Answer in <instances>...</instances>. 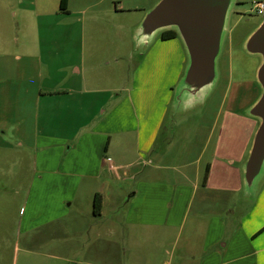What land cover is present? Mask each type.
Here are the masks:
<instances>
[{
  "label": "rangeland",
  "instance_id": "rangeland-1",
  "mask_svg": "<svg viewBox=\"0 0 264 264\" xmlns=\"http://www.w3.org/2000/svg\"><path fill=\"white\" fill-rule=\"evenodd\" d=\"M159 1L69 0L68 11L63 12L60 0H0L1 39L18 37L22 41L39 37L41 50L47 54L44 55V66L38 65L40 59L26 57V68L22 72L8 74L7 77L0 75V264H16V247L22 245L19 235L22 209L25 212L24 225L30 217L40 218L38 223L34 220V224L40 225L36 234L42 238L43 251L65 257L55 264H164V261L169 264H201L200 259H192L194 253L187 246L196 211H203L205 216L199 219L204 222L203 229H206L211 217L218 221L219 217L225 216L227 209V225L231 226L227 233V261H231L227 264H255L256 255L238 261L233 258L262 247L264 235L259 236L256 245L252 246L251 240L246 237V244L234 246L237 244L235 240H239L234 233L235 220L238 214H248L250 220L255 216L264 217V178L255 197L244 196L242 190L240 200L233 204L234 201L228 197L227 202L220 200L224 194L219 196V200L212 201L216 193L211 192L208 194L210 202L198 204L197 198L186 217L184 213L191 187L186 179H182V187L174 182H180L181 173L194 180L198 167L203 178L209 161H213L212 153L230 146L238 151L242 138L249 134L253 142L259 123L247 115L246 110L261 94L256 77L261 57L248 53L244 42L264 19L254 11V5L259 0H234L218 58L216 84L206 103L178 112L172 106L174 89L188 63L181 39L179 43L186 59L182 68L176 59L178 54L171 50L173 44L170 48L164 45L166 48L160 49L163 53H169L164 64L168 70L165 69L160 80L164 83L166 76L170 84L168 88L163 87L158 92L154 87L156 83H151L148 85L151 87L149 91H133V69L161 39L159 35L148 48H141L135 39V29ZM94 17L98 18L97 21ZM91 34L96 36L94 54L97 55L98 65L95 69L89 67L83 76L89 89L99 91L98 95H87L88 106L82 122L85 120L88 124L78 132L80 136L76 139L73 136L79 124L70 122L69 116L62 113L65 108L55 106L52 101L39 104L38 95L41 88L46 90L50 86L63 85L67 71L62 72L59 66L64 61L71 65L79 63L77 38L85 36L86 42H89ZM65 36L73 37L68 50H64L62 44ZM2 45L0 41V47ZM116 46L119 52H116ZM20 52L13 46L12 55ZM50 53H54V56L48 55ZM86 58L90 60V56ZM156 65V59L154 62L149 59L145 68ZM81 77L73 75V84ZM118 95L121 98L116 101ZM129 95L136 100L144 98L146 102L156 100L162 104L159 110L165 117V124L161 125L153 152H166L161 162L165 168L153 174L169 182L167 185L171 188L166 203L161 206V219L175 224L168 227L170 233L165 236H158V228L144 230L143 227L128 226L126 222L128 218L131 219L130 214H136V209L144 205L152 213L156 211L157 202H131L130 199L134 191L131 176L141 174L139 177L143 178L151 171L144 172L142 162L136 168L108 167L107 159L113 157V153L119 158L122 156L121 146L117 150L114 148L120 145L115 129L125 127L124 134L131 149L139 132V127L136 132L128 127L137 121L133 109L123 102ZM111 96L110 102L106 103ZM165 104L167 106L163 113ZM101 105L104 106L97 114ZM114 109H117L114 116L105 119ZM55 110H60V114H53ZM139 113L142 114L141 111ZM154 113L158 114L156 111ZM110 134L109 154L103 159L104 170L99 171V151L104 153L101 145L103 140L105 143L109 139ZM209 136L212 138L207 140ZM221 136L227 137L219 139ZM74 139L79 144L69 149V141L72 143ZM217 160L213 165L212 178L228 180L231 175ZM244 162L238 164L241 166L242 185ZM84 163L86 165L81 167ZM98 173L100 177L92 176ZM178 191H182V194ZM97 192L105 198L101 216L94 214ZM54 217L56 219L52 223H45ZM250 220L245 224L248 234L255 226V221ZM258 220L257 225L260 223ZM262 228L264 230V226ZM192 246H197L196 242H192ZM262 257L260 264H264ZM41 258L49 259L46 256ZM41 258L36 257L31 264H36ZM46 262L50 264V259ZM38 264H45V261ZM202 264H210V261H203Z\"/></svg>",
  "mask_w": 264,
  "mask_h": 264
},
{
  "label": "crops",
  "instance_id": "crops-1",
  "mask_svg": "<svg viewBox=\"0 0 264 264\" xmlns=\"http://www.w3.org/2000/svg\"><path fill=\"white\" fill-rule=\"evenodd\" d=\"M93 18V17H92ZM97 21V17H94ZM83 26V25H82ZM17 38V39H14ZM95 38L96 36L94 34H91V37L89 36V42H86L85 36H80L77 38V41L79 40V49H80V58L79 63L73 65L66 64L64 61L63 64L59 66V70L67 71L64 80L65 82L63 85L59 86H50L48 89L45 90V88L39 89V95H38V103L41 104L42 101H48V103H51V101L54 103L55 106H61L65 108L62 113L64 115L69 116L70 122H77L78 128L75 132V137L80 136L78 132L85 128L87 126V122L84 120L82 122V117L85 114V108L88 106L87 103V95L90 93L91 95H98L97 92L99 90L96 89H89V86L87 85L86 78L83 76L85 72L90 68L95 69L98 65L97 63V55L94 54V47H96L97 44H95ZM72 36H65L63 37L62 44L64 46V50L69 49V43H72ZM76 39V38H75ZM0 41L3 43V45L0 47V75L1 76H8V74L12 73H19L23 71V69L26 68V57H34L37 59H40V62L38 65L44 66L43 59L44 55H47L44 53L40 46V38L36 37V40L27 39L22 40L18 37L10 38H4ZM180 38H173L169 40L160 39L158 40L148 52L146 56H143L144 60L140 61L138 66L133 69L132 71V78L134 80V87L133 91H149L148 89H151L150 85L151 83L155 84L154 87L158 90V92L162 91L163 87L168 88L170 85L166 79L164 83L160 82L161 77L163 76L164 72H166L165 69L167 67H164V64H166V60L169 57V53H163L160 51V49H165V46H170L173 44L174 48L171 50H174L173 52H176L178 55H176L177 62H179L181 68L185 65V54L182 50V47L180 46ZM91 42V43H90ZM89 47L87 48L86 47ZM165 45V46H164ZM15 46L20 53H15L14 55L11 54V50ZM119 46V42H118ZM35 48H38L37 50ZM170 50V51H171ZM33 51H36L37 53H33ZM116 52H119V48L116 46ZM50 56H54V53L48 54ZM90 56L89 58H86V56ZM119 56V55H118ZM114 58H117L115 56ZM152 60V62L156 59V66H153L151 68H145V63L148 60ZM90 61V66H88V63ZM31 64L29 67H31ZM105 63H102L104 65ZM168 70V69H167ZM182 70V69H181ZM180 72L177 74L179 75ZM73 75L82 76L78 81L75 82V85L73 84ZM72 81V82H71ZM159 82V84H157ZM67 84V85H66ZM86 88V89H84ZM153 90V89H152ZM156 96H158L156 94ZM155 96V97H156ZM90 97V96H89ZM111 98H107L108 100L106 103H109ZM121 97L118 95V98L116 101H118ZM144 99V98H143ZM142 98H139L138 100L134 99L133 97H130V95L124 99V104L128 108L131 107L133 109V115H135V118L137 121L132 122L128 126L130 131L136 132L139 127V132L136 134V142L134 143V148L131 149L129 145L127 144L128 141L125 136L126 129L123 128H117L115 131L117 132L116 135L119 137L118 142L119 146H115L114 148L117 150L118 147L121 146V155L120 158L117 157L116 153H113V157H110L107 159L109 162V168L110 169H116L117 167H137L140 166L141 162L144 166V172L146 170L151 171V174L147 175L146 177H139L141 174H133L131 178L134 179V191L132 192L130 199L131 202H138L139 200L144 201H150V202H157L156 204V211L153 213L145 207V205L140 208L136 209L137 213L134 215H129L131 219H127L126 222L128 226H136V227H143L144 230H151L158 228V236L159 235H167L170 233L168 230V227H174L175 223H168L167 219L163 220L161 219V206L163 203H166V200L168 199L169 189L170 185L167 181H162L161 178L155 176L153 173L155 171H159L161 169H164L165 166L161 163L163 162V157L165 156L166 152L161 151L159 153L154 154L153 150L156 148L157 144L156 141L159 136V130L161 129V125L165 124V117L162 116L159 108L162 107L161 102L159 101H148L146 102ZM57 103H55V102ZM122 102V100L120 101ZM173 102V99H172ZM104 105L99 106L96 113L98 114L101 108ZM167 104L163 106L165 112ZM137 107H139L137 109ZM150 109H146V108ZM61 110V108H60ZM59 110V112H60ZM117 109H114L110 115H106L105 119H108L110 116H114ZM141 111L142 114L139 113ZM154 111L157 115H155ZM52 110H50V113ZM58 111H53V114L56 116L60 114ZM105 114V111H103L102 115ZM96 115V114H95ZM152 115V116H151ZM155 115V116H154ZM104 119V120H105ZM66 120V119H65ZM136 123V125H135ZM127 124V123H126ZM123 125V124H122ZM124 126V125H123ZM255 126V125H254ZM254 129V127H253ZM255 130V129H254ZM115 133V132H114ZM44 135V134H42ZM82 136V134H81ZM40 137V136H38ZM225 137H220L219 139H226ZM111 134L109 136V139L105 141L103 140V144L101 145V149L103 151H99V162H100V169L99 171L104 170L103 166V159L107 157V154H109L110 150V144H111ZM208 137L207 140H209ZM74 139L71 143L69 141V149H72L79 144V141ZM251 135L244 136L241 140V145L237 150H234L233 147H229L228 149H219L218 151L212 153L211 158L213 161H209L208 166L206 168L205 174L203 178L201 177L202 173L200 171V168L198 167L196 169V175L195 179L192 180L187 175L182 174V178L180 179V182H174L177 185L181 186L182 179H186L189 183L188 186L191 187V192L189 194V199L187 203V210L184 213V216H187V212L193 207L195 204V200L197 199L198 204H202L205 202H210L211 200L208 197V194L213 192L216 193V196L212 201L219 200V196L224 194V198L220 199L222 201L227 202L228 199H232L234 202L233 204H237V201L240 200V196L242 194L243 185H242V179L240 176V169L241 166H238V164H241L246 160L247 154L251 147ZM219 143H222V140H219ZM119 150V151H120ZM118 151V152H119ZM116 158V159H115ZM199 159V158H198ZM197 159V161H198ZM218 159V160H217ZM142 160V161H141ZM220 161L222 164L223 169L231 175V177L222 178L219 180H215L212 178V169L215 161ZM119 161V163H117ZM102 162V163H101ZM138 162V163H137ZM137 163V164H136ZM136 164V165H135ZM84 163L82 166H85ZM135 165V166H134ZM136 170V169H135ZM141 170V169H140ZM112 171V170H111ZM143 172V173H144ZM234 176H232L233 173H236ZM119 175V174H118ZM95 177H100L99 173L96 175H92ZM139 177V178H138ZM236 179H235V178ZM171 184V183H170ZM179 194H182V191H178ZM98 193V192H97ZM182 197V196H179ZM206 204V203H205ZM105 206V198L103 197V207L101 211V215H103ZM256 207V206H255ZM198 208V207H197ZM236 209V206H235ZM226 214H224V217H219V220L213 219L212 217L208 221V225L206 229H203V224L199 217L204 218V213L200 209L196 211L195 219L193 221V226L191 229V240L188 239V249L194 253L192 255V259H200L201 264L203 261H210V264H227L230 261H227V247H228V241H227V233L230 231V225H227V209L224 211ZM21 213L23 217L19 219V235L20 239L22 241V245H17V259L16 264H31L32 261L37 257L41 258L43 256H46L50 259V264H55L56 261H61L62 259H65V257H59L56 254H52L49 252H44L42 249V238L38 236L37 230H39L40 225H35L34 220L38 223V219L35 217H30V220H27L26 224L24 225V216L25 212L23 209L21 210ZM147 214L149 215V218H147ZM96 216V215H95ZM99 216V215H98ZM184 218V217H183ZM198 218V219H197ZM56 217L50 219L49 221L45 223H52ZM259 219V220H258ZM33 220V222H31ZM250 217L248 214L241 215L235 220V230L234 233H236L237 239L235 240L234 246L242 247V244H246V237H248L251 241L250 243L253 245H256L258 242V238L261 235H264V230H262V226H264V217L263 215H260L259 217L255 216L253 220H250V222L255 221V226H253L252 230L248 234V232L245 230V224L246 221H249ZM256 220L260 222L258 225L256 223ZM231 222V221H230ZM249 222V223H250ZM162 228H164L162 230ZM259 230H262L259 232ZM50 232V231H49ZM174 232V230H173ZM260 233V234H259ZM244 239V241H242ZM191 241V242H190ZM242 241V243H241ZM263 241V240H260ZM192 242H196L197 246H192ZM195 249L197 251H195ZM21 254V255H20ZM256 255V262L255 264H260L261 262V256H264V245L262 247H256L252 252L249 254H241L240 256L233 258V260H240V259H248L250 257H254ZM20 258V261L18 262V259ZM46 259V258H45ZM46 259V260H49ZM45 261V264H48L44 258L41 260H37L36 264L40 263L41 261ZM262 262H264V258L262 257ZM164 264H169V262L164 261Z\"/></svg>",
  "mask_w": 264,
  "mask_h": 264
},
{
  "label": "water",
  "instance_id": "water-1",
  "mask_svg": "<svg viewBox=\"0 0 264 264\" xmlns=\"http://www.w3.org/2000/svg\"><path fill=\"white\" fill-rule=\"evenodd\" d=\"M234 3V0H160L135 29V39L141 48H148L168 30L176 31L184 45L188 63L174 89V111L192 110L204 104L213 90ZM244 48L261 57L256 75L261 94L246 110L247 115L258 120L259 126L242 165L243 195L255 197L264 178V19L246 38Z\"/></svg>",
  "mask_w": 264,
  "mask_h": 264
},
{
  "label": "trees",
  "instance_id": "trees-1",
  "mask_svg": "<svg viewBox=\"0 0 264 264\" xmlns=\"http://www.w3.org/2000/svg\"><path fill=\"white\" fill-rule=\"evenodd\" d=\"M68 3L69 0H60V9L63 12L68 11ZM175 37H178V34L174 30H168L161 34V38L164 40L173 39ZM102 207H103V197L102 194L98 192L95 194V198H94V214L100 215L102 211Z\"/></svg>",
  "mask_w": 264,
  "mask_h": 264
},
{
  "label": "built area",
  "instance_id": "built-area-1",
  "mask_svg": "<svg viewBox=\"0 0 264 264\" xmlns=\"http://www.w3.org/2000/svg\"><path fill=\"white\" fill-rule=\"evenodd\" d=\"M254 11L258 15L264 17V0H259V1H257L255 3V5H254Z\"/></svg>",
  "mask_w": 264,
  "mask_h": 264
},
{
  "label": "flooded vegetation",
  "instance_id": "flooded-vegetation-1",
  "mask_svg": "<svg viewBox=\"0 0 264 264\" xmlns=\"http://www.w3.org/2000/svg\"><path fill=\"white\" fill-rule=\"evenodd\" d=\"M165 32V31H164ZM160 37H161V35H160ZM175 38H179V36L178 37H175ZM167 40H169V39H167Z\"/></svg>",
  "mask_w": 264,
  "mask_h": 264
}]
</instances>
